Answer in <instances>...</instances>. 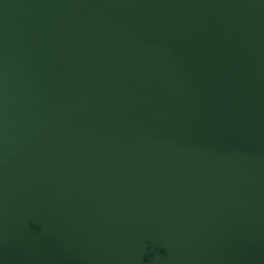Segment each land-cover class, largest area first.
Here are the masks:
<instances>
[{"label": "water", "instance_id": "water-1", "mask_svg": "<svg viewBox=\"0 0 264 264\" xmlns=\"http://www.w3.org/2000/svg\"><path fill=\"white\" fill-rule=\"evenodd\" d=\"M0 264H264V0H0Z\"/></svg>", "mask_w": 264, "mask_h": 264}]
</instances>
